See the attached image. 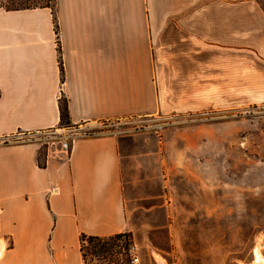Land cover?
<instances>
[{
  "label": "crops",
  "instance_id": "obj_1",
  "mask_svg": "<svg viewBox=\"0 0 264 264\" xmlns=\"http://www.w3.org/2000/svg\"><path fill=\"white\" fill-rule=\"evenodd\" d=\"M53 2L0 6V264H83L81 233L132 229L125 137L77 135L39 166L40 143L27 137L59 126L60 98L80 131L118 116L264 105L259 0Z\"/></svg>",
  "mask_w": 264,
  "mask_h": 264
},
{
  "label": "rangeland",
  "instance_id": "obj_2",
  "mask_svg": "<svg viewBox=\"0 0 264 264\" xmlns=\"http://www.w3.org/2000/svg\"><path fill=\"white\" fill-rule=\"evenodd\" d=\"M86 126L85 134L125 137L126 215L139 264H264V105ZM66 127L28 135L40 143L39 161L60 147Z\"/></svg>",
  "mask_w": 264,
  "mask_h": 264
},
{
  "label": "trees",
  "instance_id": "obj_3",
  "mask_svg": "<svg viewBox=\"0 0 264 264\" xmlns=\"http://www.w3.org/2000/svg\"><path fill=\"white\" fill-rule=\"evenodd\" d=\"M5 2L6 3L0 1V6L5 7L6 9L35 6H49L53 9V5L50 3L51 0H5ZM55 31L57 32L56 21ZM57 45L58 52H60L59 44L57 43ZM59 66L60 71L62 72L60 59ZM59 125L67 127L71 126L65 98H60L59 100ZM37 162L39 166H44L45 164L44 160H37ZM133 248L134 242L131 231L117 232L104 236L81 233L79 236V251L83 264H131Z\"/></svg>",
  "mask_w": 264,
  "mask_h": 264
},
{
  "label": "built area",
  "instance_id": "obj_4",
  "mask_svg": "<svg viewBox=\"0 0 264 264\" xmlns=\"http://www.w3.org/2000/svg\"><path fill=\"white\" fill-rule=\"evenodd\" d=\"M64 129H65V134L62 140L60 141V147L58 149L68 154L71 148V143L74 140V138L77 135H81L85 133L83 131H80L77 127L74 126L66 127ZM131 264H139V257L136 255V253H134V251L132 252L131 255Z\"/></svg>",
  "mask_w": 264,
  "mask_h": 264
},
{
  "label": "bare ground",
  "instance_id": "obj_5",
  "mask_svg": "<svg viewBox=\"0 0 264 264\" xmlns=\"http://www.w3.org/2000/svg\"><path fill=\"white\" fill-rule=\"evenodd\" d=\"M259 258V257H258ZM259 259H261V258H259ZM261 261H263V263H264V259H261Z\"/></svg>",
  "mask_w": 264,
  "mask_h": 264
}]
</instances>
